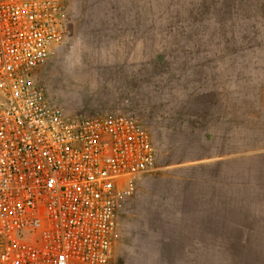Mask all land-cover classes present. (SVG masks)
Masks as SVG:
<instances>
[{"label": "rangeland", "instance_id": "374dc122", "mask_svg": "<svg viewBox=\"0 0 264 264\" xmlns=\"http://www.w3.org/2000/svg\"><path fill=\"white\" fill-rule=\"evenodd\" d=\"M60 1L68 32L34 72L50 104L138 117L156 168L264 149V0ZM168 174L127 204L109 264L149 263L154 240L143 236L139 201L169 198Z\"/></svg>", "mask_w": 264, "mask_h": 264}, {"label": "built area", "instance_id": "2783aa9c", "mask_svg": "<svg viewBox=\"0 0 264 264\" xmlns=\"http://www.w3.org/2000/svg\"><path fill=\"white\" fill-rule=\"evenodd\" d=\"M60 0H0V264H109L157 153L136 116L68 115L34 72L62 43Z\"/></svg>", "mask_w": 264, "mask_h": 264}, {"label": "crops", "instance_id": "0c3cea01", "mask_svg": "<svg viewBox=\"0 0 264 264\" xmlns=\"http://www.w3.org/2000/svg\"><path fill=\"white\" fill-rule=\"evenodd\" d=\"M162 171L173 194L139 201L147 213L143 236L154 240L148 264H264V149L158 167L139 178L131 199L152 193L149 181Z\"/></svg>", "mask_w": 264, "mask_h": 264}, {"label": "trees", "instance_id": "16d2710c", "mask_svg": "<svg viewBox=\"0 0 264 264\" xmlns=\"http://www.w3.org/2000/svg\"><path fill=\"white\" fill-rule=\"evenodd\" d=\"M143 124H144V123H143ZM144 125H145V124H144ZM145 127L147 128V130H148V131H149V133H150V130H149V128H148L146 125H145ZM150 135H151V133H150ZM253 148H254L255 150H257V149H262V148H260V147H259V148H258V147H253ZM254 149H253V150H254ZM248 151H249V150H248Z\"/></svg>", "mask_w": 264, "mask_h": 264}]
</instances>
